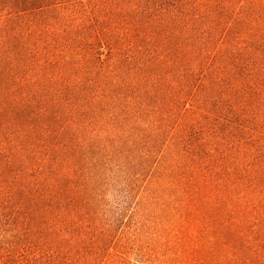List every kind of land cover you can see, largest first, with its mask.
<instances>
[{
  "label": "trees",
  "instance_id": "obj_1",
  "mask_svg": "<svg viewBox=\"0 0 264 264\" xmlns=\"http://www.w3.org/2000/svg\"><path fill=\"white\" fill-rule=\"evenodd\" d=\"M0 264H264V0H0Z\"/></svg>",
  "mask_w": 264,
  "mask_h": 264
}]
</instances>
